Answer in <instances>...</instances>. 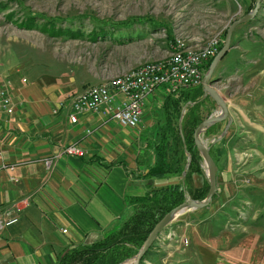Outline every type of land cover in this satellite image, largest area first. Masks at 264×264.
I'll use <instances>...</instances> for the list:
<instances>
[{
  "label": "rangeland",
  "instance_id": "obj_1",
  "mask_svg": "<svg viewBox=\"0 0 264 264\" xmlns=\"http://www.w3.org/2000/svg\"><path fill=\"white\" fill-rule=\"evenodd\" d=\"M255 6L256 0H0V78L18 74L26 79L24 83L31 80L54 86L63 92L62 99H72L91 84H102L147 61L165 58L176 35L206 39L222 32L223 47L230 25ZM47 19H53L48 29L44 27ZM60 27L84 34H56ZM102 28L104 34L93 38L90 32ZM232 45L211 79L235 119L217 146L224 149L229 139L236 145L238 156L232 164L237 200L219 209L213 221L207 219V227L197 229L199 238L190 229L162 247L158 244L162 242H156L141 264H206L199 244L202 240L211 243L222 231L233 233L222 243L230 247L236 241L237 246L223 252L227 260L264 264V0L253 19L237 26ZM169 95L159 88L146 106L139 130L147 137L145 146L150 151L155 152L167 129V135L171 127L182 130L187 111L195 105ZM203 95L197 101L204 100ZM207 98L200 108L203 120L220 111L212 97ZM227 123H221L220 133ZM204 169L201 174L193 172L192 190L205 182L210 186L207 166ZM197 175L201 177L195 182ZM209 207L179 215L159 239L174 225H204L201 218Z\"/></svg>",
  "mask_w": 264,
  "mask_h": 264
},
{
  "label": "crops",
  "instance_id": "obj_2",
  "mask_svg": "<svg viewBox=\"0 0 264 264\" xmlns=\"http://www.w3.org/2000/svg\"><path fill=\"white\" fill-rule=\"evenodd\" d=\"M21 78L18 74L0 78V88L8 87L13 100L11 113L0 106V211L18 218L0 231V264H56L67 248L99 240L121 225L134 213V197L184 182L182 175L146 176L156 156L146 148L147 137L139 130L145 113L136 128L122 126L102 111L82 113L73 123L70 104L59 108L61 101L70 102L62 99V91L31 80L24 83L26 79ZM204 138L210 145L212 139ZM230 140L223 144L225 153L217 162L219 194L201 218L204 225L171 226L167 236L157 241L162 242L158 243L161 247L190 229L199 238L197 229H205L207 219L217 218L219 209L237 200L236 167L232 162L238 155ZM71 144L85 154H64V148ZM204 164L202 158L203 170ZM198 177L201 175L194 176L195 182ZM232 235L231 231H222L212 237L211 243L202 240L198 250L202 261L233 264L223 252L236 248V241L230 247L222 243Z\"/></svg>",
  "mask_w": 264,
  "mask_h": 264
},
{
  "label": "trees",
  "instance_id": "obj_3",
  "mask_svg": "<svg viewBox=\"0 0 264 264\" xmlns=\"http://www.w3.org/2000/svg\"><path fill=\"white\" fill-rule=\"evenodd\" d=\"M52 20L53 19H47V23L44 24V27L47 29L50 28L47 26L53 24ZM102 31L105 30L102 28L99 32H95L94 34L90 32V34L94 35L93 38H95V36L100 35ZM63 33H67L71 37L84 34L82 30L63 29L62 27L58 29L56 34L62 35ZM221 48L222 45L220 46V49ZM213 59L214 57L207 62L205 66L206 71L210 67ZM203 92V86L201 84L194 88H187L175 93H170V98L178 96V99L184 100L186 103L195 101L196 103L187 111V118L183 123L182 131H176L174 127H171L169 131L170 135H167L168 129L166 132H163L161 141L155 145L156 162L149 168L146 174L148 178H162L168 175L181 176L185 171L188 160L186 151H189L192 154V161L186 172L184 182L170 185L166 188L152 189L145 195L134 197L131 201L134 213L121 225L109 230L101 239L95 242L82 243L75 247L67 248L58 257L56 264H119L129 260L137 253L151 230L162 217L182 204L186 200L188 194L198 200H202L206 197L209 188L208 183L205 182V185L195 190H192L190 185L193 172L197 174L203 172V168L201 167L202 156L197 150L194 140L195 129L203 121L200 116V108L208 99L197 101L203 95ZM220 131L221 123H215L210 126L205 133L206 136L216 137L219 135ZM217 145L218 144H210V153L216 163L224 154V149L219 148ZM217 196L218 192L214 195L213 200L216 199ZM153 246L146 253L141 263L146 259Z\"/></svg>",
  "mask_w": 264,
  "mask_h": 264
},
{
  "label": "built area",
  "instance_id": "obj_4",
  "mask_svg": "<svg viewBox=\"0 0 264 264\" xmlns=\"http://www.w3.org/2000/svg\"><path fill=\"white\" fill-rule=\"evenodd\" d=\"M222 32L203 38L186 39L176 35L169 44L165 58L147 61L139 67L116 75L107 82L88 86L81 93L59 104H70L69 118L76 123L78 116L85 112H104L122 126L136 128L145 113L146 101L159 88L178 92L183 88H193L202 84L207 62L220 49ZM25 80V79H24ZM12 95L8 87L0 88V106L7 113L13 111ZM59 108L54 110L58 112ZM66 155L83 156L84 150L76 144L64 148ZM18 221L17 217L0 211V231Z\"/></svg>",
  "mask_w": 264,
  "mask_h": 264
},
{
  "label": "water",
  "instance_id": "obj_5",
  "mask_svg": "<svg viewBox=\"0 0 264 264\" xmlns=\"http://www.w3.org/2000/svg\"><path fill=\"white\" fill-rule=\"evenodd\" d=\"M260 6H261V0H256V6L253 11L239 17L230 25L222 49L214 57L208 71L206 72L203 78L202 85L204 88V95L202 99H205L208 96L212 97V99L217 103L220 109L218 114L211 115L207 119L203 120L197 126L194 132V140L197 150L199 151L200 155L203 158V161L205 162L208 168L207 174L209 177L210 186L206 197L202 200H198V199L190 198L187 195L186 200L182 204H180L179 206L175 207L174 209L166 213L162 217V219L154 226V228L151 230V232L149 233V235L147 236L141 247L138 249L137 253L131 259L121 262L119 264H140L146 253L159 240L163 231L171 225V223L175 218H177L179 215L185 214L188 211L204 209L208 207L211 204L214 195L219 191L218 181H217V163L215 162L214 158L210 153V145H208L203 141L202 134L205 133L206 130L215 123H222L223 121L228 120V123L224 128V130L222 131V133H220L218 136L212 139L210 144L214 145L226 137L228 133V129L233 119L229 112V107L227 105V102L221 96V94L212 86L213 80L211 79V77L220 60L226 55L229 49L233 46L232 37L237 26L253 19L256 16ZM195 103L196 102H190L191 105ZM186 154L188 156V160L185 166V171L182 173L183 179H185L186 172L189 169V166L192 161V154L189 151H186ZM92 242H95V240L87 243H92Z\"/></svg>",
  "mask_w": 264,
  "mask_h": 264
}]
</instances>
